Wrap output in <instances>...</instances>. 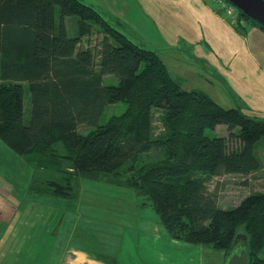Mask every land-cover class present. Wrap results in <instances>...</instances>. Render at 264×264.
<instances>
[{"label": "trees", "instance_id": "obj_1", "mask_svg": "<svg viewBox=\"0 0 264 264\" xmlns=\"http://www.w3.org/2000/svg\"><path fill=\"white\" fill-rule=\"evenodd\" d=\"M95 33L96 50L84 47ZM117 102L125 109L101 122ZM156 110L163 132L154 127ZM0 138L56 175L36 177L33 188L78 193L81 177L127 186L171 237L228 255L242 233L248 264H264V188L224 208L207 186L263 166L264 119L185 88L156 51L84 0H0Z\"/></svg>", "mask_w": 264, "mask_h": 264}, {"label": "crops", "instance_id": "obj_2", "mask_svg": "<svg viewBox=\"0 0 264 264\" xmlns=\"http://www.w3.org/2000/svg\"><path fill=\"white\" fill-rule=\"evenodd\" d=\"M135 1L163 40L176 22L169 46L183 40L243 95L264 93V29L239 19L227 0ZM51 174L38 169L35 178L46 181ZM35 178L27 186L33 192L2 197L0 264H205L203 244L171 237L159 217L138 205L122 210L120 194L103 196L110 205L101 198L85 203L80 180L78 193L57 194L33 188Z\"/></svg>", "mask_w": 264, "mask_h": 264}, {"label": "rangeland", "instance_id": "obj_3", "mask_svg": "<svg viewBox=\"0 0 264 264\" xmlns=\"http://www.w3.org/2000/svg\"><path fill=\"white\" fill-rule=\"evenodd\" d=\"M85 2L94 5L112 24H114L121 32L133 39L143 47L156 51L167 63L174 75L179 78L182 85L187 88H193L199 85L205 89L212 98L226 108L238 107L243 112L250 116H256L264 119V93L240 92L241 89L227 81L224 76L212 67L206 60H201L195 55V49L188 46L182 41L175 46H169V43H174L177 37V26L174 21L169 26V33L163 40L160 35L155 33L156 27L150 19L143 13L141 7L135 0H84ZM125 1V2H124ZM124 7L126 13L124 12ZM233 10L237 12L234 7ZM149 14V13H148ZM171 16V14H170ZM168 16V19H170ZM242 19H245L242 17ZM170 21V20H169ZM71 23V22H70ZM71 30L72 27L70 26ZM102 35L96 33L89 40H83L84 47H90L96 50ZM178 59H181L179 61ZM247 80L251 74L248 72ZM211 80L210 85L205 83V78ZM106 81H111L110 75L105 76ZM247 83V82H246ZM243 90L246 87L242 86ZM29 92L26 91V95ZM126 105L123 102L110 104L102 116L101 122L106 121L110 116L120 113L125 109ZM161 110H156L154 116V127L156 132L164 131V122L162 119ZM82 125L81 130H84ZM86 129H88L86 127ZM85 131V130H84ZM226 131L225 126H217L216 133ZM214 132V131H213ZM60 150L63 147L59 144ZM258 153L263 160V166L256 172L249 175L241 174H226L215 176L208 180L207 186L211 191H215L218 201L222 207H232L238 205L241 200L249 193L260 191L264 188V139L258 146ZM38 167L29 162L22 155L14 151L5 141L0 138V207L2 197L7 194L22 193L27 190L29 183L35 178ZM81 193L85 198V203H96L97 199L108 195H121V209L125 206L127 211H132L134 205H138V210L146 209L151 214L159 217L152 205L143 206V197L138 195L133 188L118 185L110 181L101 180L98 178L82 177L80 179ZM98 196V197H93ZM110 205V201H104ZM115 205V204H114ZM140 205V206H139ZM114 207V206H113ZM122 209V210H126ZM90 219H98L90 215ZM164 226V225H163ZM204 248V263L205 264H225L227 255L225 251L214 248L211 245L203 244Z\"/></svg>", "mask_w": 264, "mask_h": 264}, {"label": "water", "instance_id": "obj_4", "mask_svg": "<svg viewBox=\"0 0 264 264\" xmlns=\"http://www.w3.org/2000/svg\"><path fill=\"white\" fill-rule=\"evenodd\" d=\"M238 10L264 27V0H227ZM247 237L238 234L227 255L225 264H248Z\"/></svg>", "mask_w": 264, "mask_h": 264}, {"label": "built area", "instance_id": "obj_5", "mask_svg": "<svg viewBox=\"0 0 264 264\" xmlns=\"http://www.w3.org/2000/svg\"><path fill=\"white\" fill-rule=\"evenodd\" d=\"M231 9V8H230Z\"/></svg>", "mask_w": 264, "mask_h": 264}]
</instances>
